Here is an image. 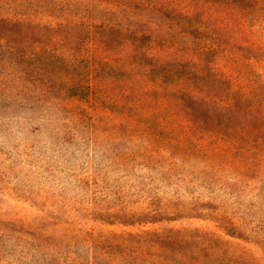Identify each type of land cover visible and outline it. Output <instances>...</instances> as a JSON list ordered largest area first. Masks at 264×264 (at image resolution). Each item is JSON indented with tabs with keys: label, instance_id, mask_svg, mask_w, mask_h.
Segmentation results:
<instances>
[{
	"label": "rangeland",
	"instance_id": "374dc122",
	"mask_svg": "<svg viewBox=\"0 0 264 264\" xmlns=\"http://www.w3.org/2000/svg\"><path fill=\"white\" fill-rule=\"evenodd\" d=\"M260 8L242 35L230 33L234 55L212 67L264 116V0ZM125 11L0 0V18L43 25L81 16L126 24ZM15 85L3 77L0 89V264H88L91 241L103 240L124 241L125 264H264V153L225 141H150L128 133L112 108L63 96L54 109ZM36 238L54 243L39 249ZM134 239L145 241L136 252Z\"/></svg>",
	"mask_w": 264,
	"mask_h": 264
},
{
	"label": "trees",
	"instance_id": "16d2710c",
	"mask_svg": "<svg viewBox=\"0 0 264 264\" xmlns=\"http://www.w3.org/2000/svg\"><path fill=\"white\" fill-rule=\"evenodd\" d=\"M77 1L123 8L127 23L0 18V89L5 77L39 105L55 109L65 96L78 107L112 108L128 133L150 141H225L264 153V141L256 139L264 116L212 67L216 56L234 55L230 33L243 34L262 0ZM32 241L39 249L54 243ZM144 242L132 240L134 252ZM89 248L95 256L88 264H125L124 241H91Z\"/></svg>",
	"mask_w": 264,
	"mask_h": 264
}]
</instances>
